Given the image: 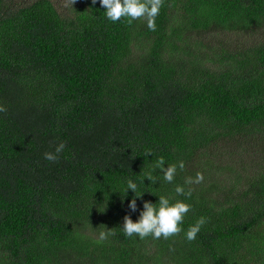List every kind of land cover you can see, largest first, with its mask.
Here are the masks:
<instances>
[{
	"label": "trees",
	"instance_id": "obj_1",
	"mask_svg": "<svg viewBox=\"0 0 264 264\" xmlns=\"http://www.w3.org/2000/svg\"><path fill=\"white\" fill-rule=\"evenodd\" d=\"M64 4L0 0V264H264V0H164L155 31ZM161 195L181 233L125 236Z\"/></svg>",
	"mask_w": 264,
	"mask_h": 264
},
{
	"label": "clouds",
	"instance_id": "obj_2",
	"mask_svg": "<svg viewBox=\"0 0 264 264\" xmlns=\"http://www.w3.org/2000/svg\"><path fill=\"white\" fill-rule=\"evenodd\" d=\"M73 5L76 0H68ZM96 0H92V4H95ZM101 6L105 9L106 17L112 21L117 22L121 18H127V23L131 25L133 21L143 19L147 23V27L150 31L156 30L155 19L159 15L160 9L164 4V0H100ZM67 6V5H66ZM7 111V108L0 105V113ZM65 144L59 143L55 147V152H45L44 158L50 162H56L59 154L64 150ZM151 154L146 153V155ZM165 160L160 157L155 165L154 169H159L163 173V179L171 183L173 182L177 167L183 170L185 163L183 160L177 164L168 165L166 168ZM145 178L151 183H155V177L151 172L145 174ZM204 180L202 173L197 172L195 178L188 177L185 180V184H199ZM131 189L135 196L130 201L128 207L132 212L137 210L136 198L142 197V194L137 193V184L131 179L127 181V191ZM175 192L178 195H184L191 197L192 190L189 189L185 192L183 186L177 185ZM191 210V206L182 201L177 200L175 203H170V200L165 196H159L158 202L153 204L145 201L143 203V210L139 214L138 220L135 222L131 219L130 215L123 217L122 230L125 236L132 237L138 236L141 240L151 236L154 240H158L161 237L169 239L170 237L179 235L182 231L180 225L183 223L185 215ZM206 223L204 217H200L195 225L188 228L185 236L188 241H193L199 233L201 227ZM116 233L112 229L105 227V230H100L98 233L97 243H102L108 239L109 236H114Z\"/></svg>",
	"mask_w": 264,
	"mask_h": 264
},
{
	"label": "rangeland",
	"instance_id": "obj_3",
	"mask_svg": "<svg viewBox=\"0 0 264 264\" xmlns=\"http://www.w3.org/2000/svg\"><path fill=\"white\" fill-rule=\"evenodd\" d=\"M57 6L61 7V8H65V0H53ZM248 37V36H246ZM237 39V36L235 34H226L224 37H223V40H224V45L228 46L227 48L231 47V44H230V40H236ZM209 45H212L214 46L215 44H209Z\"/></svg>",
	"mask_w": 264,
	"mask_h": 264
}]
</instances>
